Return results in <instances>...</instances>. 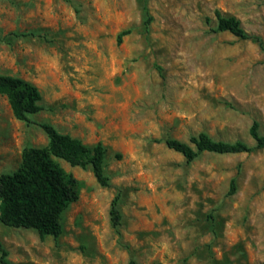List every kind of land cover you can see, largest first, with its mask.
Returning <instances> with one entry per match:
<instances>
[{
  "label": "rangeland",
  "instance_id": "1",
  "mask_svg": "<svg viewBox=\"0 0 264 264\" xmlns=\"http://www.w3.org/2000/svg\"><path fill=\"white\" fill-rule=\"evenodd\" d=\"M219 15L263 46L216 31ZM0 75L43 107L21 122L0 95V177L51 124L102 142L110 182L56 160L79 199L57 240L0 222L11 264H264V149L189 163L166 145L205 133L253 147L255 122L264 136V0H0Z\"/></svg>",
  "mask_w": 264,
  "mask_h": 264
},
{
  "label": "trees",
  "instance_id": "2",
  "mask_svg": "<svg viewBox=\"0 0 264 264\" xmlns=\"http://www.w3.org/2000/svg\"><path fill=\"white\" fill-rule=\"evenodd\" d=\"M216 31L229 32L241 40H252L263 46L262 40L247 34L234 17L219 15ZM125 34L127 32L119 35V43ZM0 95L6 97L18 121L31 123L30 117L43 110L40 91L24 79L0 75ZM40 127L48 137L47 146L24 149L21 167L13 174L0 177V222L11 228L33 229L41 240L47 237L57 240L63 234L62 215L79 199V192L78 181L72 174L66 173L56 160L83 169L90 166L98 183L109 187L110 182L104 171L107 151L102 142L90 147L79 139L61 134L51 124H41ZM250 135L255 141L253 147L242 142L215 141L205 133L190 139L193 147L175 139L167 140L166 145L183 155L190 163L203 153L251 154L263 150L264 136L260 135L257 122L251 127ZM235 191L236 183L232 181L229 194L232 195ZM118 199V196L113 199L110 211L115 226H119L121 221ZM0 255V264H11L7 260L8 252L1 244ZM129 264L135 262L130 261Z\"/></svg>",
  "mask_w": 264,
  "mask_h": 264
}]
</instances>
